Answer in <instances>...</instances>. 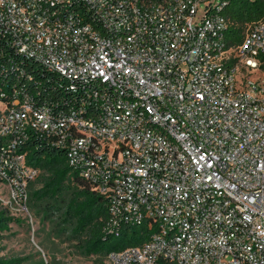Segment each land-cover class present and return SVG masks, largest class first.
I'll use <instances>...</instances> for the list:
<instances>
[{
    "label": "built area",
    "instance_id": "built-area-1",
    "mask_svg": "<svg viewBox=\"0 0 264 264\" xmlns=\"http://www.w3.org/2000/svg\"><path fill=\"white\" fill-rule=\"evenodd\" d=\"M225 6L0 0L8 45L83 89L64 112L0 93V203L28 212L38 139L108 200L109 233L157 227L109 264H264V19L229 48Z\"/></svg>",
    "mask_w": 264,
    "mask_h": 264
},
{
    "label": "trees",
    "instance_id": "trees-1",
    "mask_svg": "<svg viewBox=\"0 0 264 264\" xmlns=\"http://www.w3.org/2000/svg\"><path fill=\"white\" fill-rule=\"evenodd\" d=\"M221 1L226 3L222 15L227 26V46L235 48L242 43L247 30L264 19V0ZM71 86L72 83L61 75L19 55L0 32V93L11 98L17 90L36 101L37 105L44 104L64 112L81 103L82 86L76 83L75 91L70 89ZM23 151L28 165L40 172L30 187L29 203L33 208L43 209L47 219L56 217L62 224L68 225L84 256L106 258L113 252L140 247L157 231L151 221H145L109 233L108 200L70 167L64 149L31 139ZM12 224L21 225L22 221L13 217L0 203V240L4 233L11 230ZM23 260L0 257V264H22Z\"/></svg>",
    "mask_w": 264,
    "mask_h": 264
},
{
    "label": "rangeland",
    "instance_id": "rangeland-1",
    "mask_svg": "<svg viewBox=\"0 0 264 264\" xmlns=\"http://www.w3.org/2000/svg\"><path fill=\"white\" fill-rule=\"evenodd\" d=\"M202 13L203 9L198 19ZM11 215L21 219L22 224H12L11 230L3 234L0 257L24 259L22 264H109L104 257L84 256L70 227L56 217L47 219L43 209L33 208L29 203L26 214L11 210Z\"/></svg>",
    "mask_w": 264,
    "mask_h": 264
},
{
    "label": "water",
    "instance_id": "water-1",
    "mask_svg": "<svg viewBox=\"0 0 264 264\" xmlns=\"http://www.w3.org/2000/svg\"><path fill=\"white\" fill-rule=\"evenodd\" d=\"M262 188V187H261Z\"/></svg>",
    "mask_w": 264,
    "mask_h": 264
}]
</instances>
